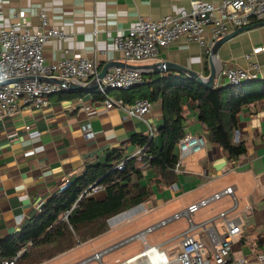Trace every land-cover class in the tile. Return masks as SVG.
Instances as JSON below:
<instances>
[{"label": "crops", "instance_id": "obj_1", "mask_svg": "<svg viewBox=\"0 0 264 264\" xmlns=\"http://www.w3.org/2000/svg\"><path fill=\"white\" fill-rule=\"evenodd\" d=\"M191 1L0 0V29L9 26L21 9L27 10L30 26L37 29L40 22L38 10L43 9L49 14L52 23L68 34L64 38L47 42L45 54L49 61L89 56L96 58L99 71L109 62L151 65L169 61L208 76L211 69L209 51L216 41L210 31L207 32V44L204 46L182 37L164 47L159 56L137 61L127 60L113 42L117 34L127 33L140 18L157 20L167 14H177L184 7H189ZM203 1L220 4L223 0ZM248 26L250 28L239 32L219 48L215 64L218 71L231 66L256 71L257 79L243 85L247 88L262 87L264 50L253 54L251 58L260 63L259 70L250 67V60L245 58V54L258 46H264V19H254ZM237 28L239 27L230 24L229 33ZM142 70L146 79L145 84L136 87L138 97L149 90L157 76L165 77L172 73L177 77L191 78L176 70L158 72L151 67H142ZM227 85L226 79L220 77L215 83V87ZM119 93L120 90L110 91L114 97ZM101 97L96 89L66 88L51 95L48 106L37 107L20 98L15 113L5 114L0 111V239L15 234L24 224L39 216L44 204L62 191L68 182L82 175L89 164L105 162L114 151L131 155L138 149L133 141L135 134L150 135L152 129L156 131L155 135L158 134L163 123L161 99L153 101L151 111L144 117H133L119 108H105ZM87 105L91 108L86 109ZM184 115L186 133L203 135L206 144L187 156L190 161L184 160L181 172L174 170L176 181L172 184L157 182L156 173L150 165H141V183L147 184L152 190L148 200L143 203L147 207L150 204L148 212H158V217L146 223V226L182 210L203 196L234 185L239 200L235 215L241 218L242 231L234 243L231 257L247 255L254 260L258 254L264 253V99L249 105L238 116V127L233 139L236 143H244L247 151L235 158L228 157L227 152L213 142L212 133L205 129L199 119L193 101L185 104ZM89 122L94 132L91 137L86 136L83 129ZM38 146H43L44 150L27 154V151ZM93 195L98 199H105V187L100 185V189ZM231 204L232 200L225 197L201 209L196 219L213 216L220 210L229 208ZM139 215L115 226L109 224V217L103 233L41 264H54L63 258L67 259L58 264H70L114 244L146 227H122L125 222L135 221ZM218 224L221 228L224 227L222 220ZM187 226L185 218L172 221L158 229H161L160 239L153 234L156 230L150 233L153 234L152 238L148 235V240L173 254L181 249L180 238L170 242L168 240ZM195 236L203 240L211 250L210 240L204 231L195 232ZM135 241H140L143 246L141 240ZM131 243L133 241L116 250H122ZM86 246H89L88 251L70 256ZM117 259L110 264H114Z\"/></svg>", "mask_w": 264, "mask_h": 264}, {"label": "built area", "instance_id": "obj_2", "mask_svg": "<svg viewBox=\"0 0 264 264\" xmlns=\"http://www.w3.org/2000/svg\"><path fill=\"white\" fill-rule=\"evenodd\" d=\"M38 15L40 22L37 29L30 26L26 9L19 10L10 25L0 29V82L13 80L0 86V111L5 114L15 113L20 98L25 103L37 107L48 106L51 95L67 88L64 84L42 80L43 76L86 83L99 72L98 61L89 56H73L49 61L45 54L47 42L64 38L68 34L52 23L45 10L39 9ZM254 19H264V0H223L220 4L192 0L189 7H184L177 14H167L157 20L140 18L127 33L117 34L113 42L127 60L150 59L159 56L164 47L182 37L204 46L207 44V32L210 31L217 40L229 33L230 24L235 27L248 26ZM262 50L264 46H258L252 52L245 54V58L250 60V67L255 70L260 69V63L252 61V55ZM257 75L256 71L252 72L242 66L222 68L218 72V78L226 79L228 85L234 86L251 82L257 79ZM144 82V73L141 69L113 66L103 76L96 90L105 95L103 99L105 108H119L129 116L144 117L151 111L153 101L148 98H138L133 102H126L110 94L111 90H131ZM85 108L90 109L91 106L87 105ZM83 129L86 136L94 135L90 122L86 123ZM155 134L156 131L152 129L150 136L153 137ZM205 144L206 139L203 135L186 133L179 141L178 160L174 170L181 172L185 158L203 148ZM43 150V146H38L27 151V154L31 155ZM133 156L141 158L142 148H138ZM122 167L123 165L120 164L119 168ZM99 189L100 185L94 183L84 193L92 194ZM225 197L232 200L229 208L222 209L208 218L196 219L201 209ZM238 205L235 186H225L191 202L182 210L70 264H88L94 261L98 264H106L104 258L108 253L136 239L142 241V250L125 260L117 259L114 264H264V253L258 254L254 260L247 255L231 257L234 243L242 231L241 218L235 215ZM148 211L146 204L141 202L111 216L108 222L111 226H115ZM181 218L186 219L188 226L168 240L170 242L180 238V251L169 254L159 244L149 242L150 233ZM219 220H222L224 227L219 226ZM197 231L206 233L211 243V250L203 240L195 236ZM17 258L18 256L7 259L3 264H15Z\"/></svg>", "mask_w": 264, "mask_h": 264}, {"label": "trees", "instance_id": "obj_3", "mask_svg": "<svg viewBox=\"0 0 264 264\" xmlns=\"http://www.w3.org/2000/svg\"><path fill=\"white\" fill-rule=\"evenodd\" d=\"M136 91V87L120 90L116 98L126 102L138 98L161 99L163 108V123L157 135L133 136L137 148H142L141 158L133 153L125 155L114 151L105 162L89 164L82 175L68 182L44 204L39 216L15 234L0 239V264L16 256L15 264H41L103 233L109 217L148 200L151 195V188L141 183L143 164H149L154 170L157 182L174 183L178 145L186 134L187 102H194L199 119L212 133L213 142L221 146L228 157L235 158L247 151L244 143L233 139L238 116L249 105L264 99V84L251 88L243 84L208 88L192 78L172 73L157 76L149 90L139 97ZM94 183L105 187V199L84 193Z\"/></svg>", "mask_w": 264, "mask_h": 264}, {"label": "water", "instance_id": "obj_4", "mask_svg": "<svg viewBox=\"0 0 264 264\" xmlns=\"http://www.w3.org/2000/svg\"><path fill=\"white\" fill-rule=\"evenodd\" d=\"M250 28V26H241L237 28L236 30L224 35L223 37L217 39L213 46L210 49V74L208 76H203L201 73L192 70L190 68L184 67L182 65L173 63V62H156L151 65H132V64H127L125 62H109L107 63L90 81L86 83H81L72 79H59L55 77H47L43 76L41 77L42 80L45 81H50V82H55L59 84H64L67 88L75 89V90H92L96 89L99 85V82L102 80L103 76L106 74L109 68L113 66H127V67H132V68H138L142 70V67H151L158 72H164L166 70H176L179 72H184L188 74L192 79L196 80L200 84L204 85L205 87L212 88L215 87L216 80L218 79V68L215 64V59L217 58L218 50L219 48L230 38L238 34L239 32L246 30ZM143 71V70H142ZM144 73V72H143ZM13 80H7L4 82H0V86L7 84ZM144 83L138 84L136 87L142 86Z\"/></svg>", "mask_w": 264, "mask_h": 264}, {"label": "rangeland", "instance_id": "obj_5", "mask_svg": "<svg viewBox=\"0 0 264 264\" xmlns=\"http://www.w3.org/2000/svg\"><path fill=\"white\" fill-rule=\"evenodd\" d=\"M187 161L188 162L190 161L189 157H187L185 159V162H187ZM148 208H150V204L148 205ZM157 214H158V212H155L153 210V211H150L148 213L139 215L138 218L135 219V221L125 222L124 224H122V227H124V226L128 227L129 226L128 229L137 228V227H140V226L144 227V226H146V223H148L149 221L157 218L158 217ZM153 234H155V236L158 235V238L160 239L161 238V229L157 230ZM153 234H151V235L149 234L150 235L149 237L152 238ZM142 247L143 246L141 245L140 241H135V242L133 241V243L129 244L128 246H126L122 250L120 249V250L112 251V253H110L109 255L105 256L104 260H105L106 264L113 263L114 260L117 259V258L120 259V260H124L127 257H129L130 255H132L133 253L138 252L139 250H141ZM88 249H89V246L80 248L77 251H75L74 253H72L70 256L73 257V256H76V255L83 254L84 251H88ZM63 259L65 260L67 258H63ZM63 259L58 260L59 262L58 261L54 262V264H58V263L64 262ZM88 264H98V262L94 261V262H90Z\"/></svg>", "mask_w": 264, "mask_h": 264}]
</instances>
